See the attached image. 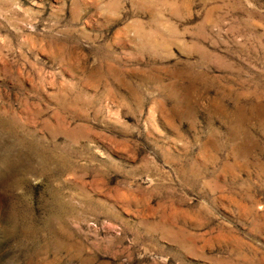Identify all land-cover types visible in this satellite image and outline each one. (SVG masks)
I'll return each mask as SVG.
<instances>
[{"label":"rangeland","instance_id":"obj_1","mask_svg":"<svg viewBox=\"0 0 264 264\" xmlns=\"http://www.w3.org/2000/svg\"><path fill=\"white\" fill-rule=\"evenodd\" d=\"M0 264H264V0H0Z\"/></svg>","mask_w":264,"mask_h":264}]
</instances>
